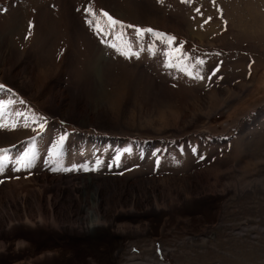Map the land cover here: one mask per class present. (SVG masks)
I'll return each instance as SVG.
<instances>
[{
  "label": "rangeland",
  "instance_id": "rangeland-1",
  "mask_svg": "<svg viewBox=\"0 0 264 264\" xmlns=\"http://www.w3.org/2000/svg\"><path fill=\"white\" fill-rule=\"evenodd\" d=\"M0 86L6 198L42 177H220L159 187L188 202L162 229L159 211L146 213L152 189L136 186L126 199L138 191L137 210L110 208L112 227L73 222L67 235L2 222L0 264H264V0H0ZM190 187L200 194L186 198Z\"/></svg>",
  "mask_w": 264,
  "mask_h": 264
},
{
  "label": "bare ground",
  "instance_id": "bare-ground-1",
  "mask_svg": "<svg viewBox=\"0 0 264 264\" xmlns=\"http://www.w3.org/2000/svg\"><path fill=\"white\" fill-rule=\"evenodd\" d=\"M12 70L13 67H10L7 70L8 76H11ZM19 76V82L21 83V85L24 86L25 89L29 88L28 83L32 82V78H30V76L32 75L28 72V69H24L23 71H21V75L19 74ZM43 85H37V89L34 88L35 86L33 87V92H35L36 96L41 92L40 88H43ZM51 85L52 82H50L49 80L45 97V99L48 98V102L51 99L47 96V94H49L50 92L48 90L51 89ZM44 87L46 86L44 85ZM47 101L44 100V103ZM216 104V101L212 100L210 106L207 108V112H210L211 107H213V110ZM196 179L199 180L195 181L190 178H185V181H149L139 184H119L113 181H106V183L93 185L88 180L81 182H71V179L70 181H68L64 180L63 177L60 179H47L46 177H42L36 179L37 183H42V188L32 189L34 190L32 193L24 190L25 188L23 186L25 185H21L20 183H17L16 185H9V191L13 192V194L9 193V198L11 199L6 198L5 195L3 196L0 191V215H4V217L0 216V223L6 222L7 228H13L18 225H26L27 227L29 226L36 229L44 228L50 231H54L60 228L63 230V232L67 231L65 233L67 235L69 234L68 231H71L74 227V224H72L73 222L81 223L85 228H83L82 226H78V229L80 230L81 228H83V230L85 229L87 230V232H89L91 229L96 230L101 226L110 225L112 227L118 225V212H114L109 217L108 210L110 208H113V206H117L118 208L120 207L118 211L128 210V207H130L129 211L137 210L135 205L137 198L135 196L138 195V191L132 190V198L126 199L127 189H129L131 186H136L140 188L149 187V189H152L154 197L150 201L149 199L145 200V202H147L145 209L146 213H148V211H159L160 215H158L160 217L155 218L156 220H153L156 222L155 224H161L160 222H162V229L166 225L167 220L170 219V216L177 213L174 209H169H171V207L179 201L182 204L188 202H186L187 199H185L184 201L181 200L182 194L180 193L179 189H176L178 187L175 188V192H169L170 196L163 194V192L160 195H156L157 189H160L161 187H167L168 189H171L169 188L170 186L185 184L187 181L200 183L208 182L210 184H214L220 179V177H217V175L214 174H208L198 175L196 176ZM118 185H121L123 187ZM198 189H194L193 187L188 188L185 194L187 195L186 198L199 195V192L201 191L197 193ZM164 210H169V212ZM164 212H166L167 214H165ZM17 220L19 222L15 224L14 221ZM134 220L139 222L137 218H134ZM150 221L153 223L152 220ZM87 222H89V224H87ZM83 234H86V232H84ZM9 246H12V244L10 243ZM8 248H6V250Z\"/></svg>",
  "mask_w": 264,
  "mask_h": 264
},
{
  "label": "snow or ice",
  "instance_id": "snow-or-ice-1",
  "mask_svg": "<svg viewBox=\"0 0 264 264\" xmlns=\"http://www.w3.org/2000/svg\"><path fill=\"white\" fill-rule=\"evenodd\" d=\"M87 11H89L93 16H95V13L93 12V9L91 7H89L87 9ZM104 17L107 18V21H108V24L109 26H119V27H124L123 25V22L121 21H118V20H115L113 17L109 16L108 13L106 12H103L102 13ZM90 24L93 23V21H88ZM127 27H133L132 25H128ZM97 30H101L99 29V27L97 28ZM154 30L152 29H141V30H137V35H141L143 34L144 32H153ZM157 36H163V34H160V33H155ZM175 38L174 37H167V42L168 43H171L172 40H174ZM113 47H115V45H113ZM177 51H179V49H177ZM127 54V53H126ZM199 63H203V61H200ZM2 87V86H0ZM41 127H43V125L41 124ZM63 138H61V142H62ZM25 156H27V153L25 154ZM22 163H23V166L24 167H29L31 166V161L29 160L28 162L24 163L23 160H22ZM0 170H3V164H0Z\"/></svg>",
  "mask_w": 264,
  "mask_h": 264
}]
</instances>
